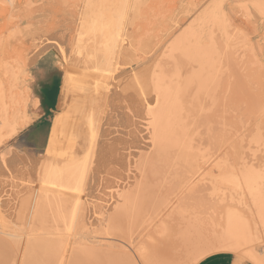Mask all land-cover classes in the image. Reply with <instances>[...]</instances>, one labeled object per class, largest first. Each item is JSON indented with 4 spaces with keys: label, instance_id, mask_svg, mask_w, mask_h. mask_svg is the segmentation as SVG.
<instances>
[{
    "label": "rangeland",
    "instance_id": "1",
    "mask_svg": "<svg viewBox=\"0 0 264 264\" xmlns=\"http://www.w3.org/2000/svg\"><path fill=\"white\" fill-rule=\"evenodd\" d=\"M87 1L0 0V81L9 89L13 88L15 85L16 90L14 92L25 100V112L30 118V122L25 127L19 129L15 135L5 140L3 144H0V185L2 186H0V195L2 197H10L9 199L8 197L4 198L2 201V203H4L2 205L8 207H0L3 209V211L0 209V218L7 224L10 223L9 225L11 227L16 226V229H18L16 232H14V230L10 231L4 229L2 232L3 235L0 234V239L3 241L5 240L8 249V253L2 255L4 260L0 255V264H49L53 259L51 252L48 251L47 253V249L49 248L47 247V242L50 240L58 246L62 241L65 242L64 244L61 243L62 246H59L61 250L60 257L62 258L71 260L78 254L81 255L82 251L85 252L86 256L81 255L82 259L78 261V264H143V261L137 252L145 251V253H148L147 250L149 249H153L154 252H157V256L154 260L150 259L146 261L147 264H196L199 260L203 259L202 257L208 254L227 251L226 248H216L213 244L215 241H213V239L220 237L222 234L221 231L224 228L222 223L224 224L223 215L225 212L222 214L220 211L231 207L229 206V203L231 202L228 201L230 198V200L234 201L233 204L235 209L238 208L244 210L245 208H243V205H237V203L241 201L239 200V198L241 199V194L238 190L236 191V194H232L235 192L233 191V187H230L232 191H227L229 186H232L229 181L232 177V173H229L233 170L236 174H239V171L234 165L229 167V164L231 163L228 164L225 162V157H223V159L221 155L226 153L227 156L228 150L231 152L229 149L230 147L226 149L229 145H231L232 149L237 148V150L234 149L235 151L240 149L239 151L242 154V148L238 149L239 145L237 147V143L239 142L238 140L241 141L243 134V138L246 137V139L242 140L245 141L246 145L244 144V146V141H241L242 147H247L246 150H250L252 146L248 149L249 144L252 143L255 138L259 141V135L256 132L254 133L255 128L250 127L246 123L248 121H245L246 119L244 117L248 114L246 101L243 99H237L233 95L228 96L227 92L224 91L225 89L227 91L228 86H226V84L228 80L235 84L238 83L236 88L238 87L240 92L244 93L249 89L256 91V86L260 85L262 88V98L264 100V12L258 10L257 5L255 6V0H221L223 2L224 19L229 25L226 27L228 33H226L225 30L220 35V32L216 31L213 37L218 36L219 39L220 36L219 41L222 40V42L226 40L227 43L224 42L223 44L225 45L226 43L227 47V44L230 43L231 45H229L228 48L231 52H229L225 46L224 47L226 48V52L228 51L227 53L231 55L229 56L225 53L223 44L216 40L217 37H215V42L216 44L218 42V48L222 47L224 54L222 53V49L219 48V51L217 46L215 47V50L216 48L218 50L216 52H209L210 50L215 51L214 49H211V47H209L208 51V48L205 49V51L213 56L212 59L219 57L216 55V57H214L213 53L220 55V60L223 56V60L228 64H226L228 69H224L227 67L224 66L225 64L222 60L218 61V63L217 61H214V63L216 62V70L218 71L219 69V72L216 70L212 72L209 67L211 59L208 62L205 60L207 63L204 62L205 64H202L200 69L198 68L199 66L197 67V64L190 62L191 69L187 68L190 71H186L185 62L187 63V60L185 58V53L182 54L183 46L180 47L179 44L175 45V43L181 36V32L196 24L205 11L210 9L208 7L212 6L211 3L215 0H213V2L212 0H139V9L141 11L138 12H141L142 15L140 14V16L138 13L139 17L136 16L133 20H131L132 17L129 16L130 0L125 1L127 11L123 15L124 18L122 16L124 21L122 20L123 23L120 29V33L122 31L121 37L124 38V41L120 42L116 48L117 52L115 53L116 56L114 55V69L112 68L113 71H111L112 77L107 78L106 81H102L94 86H87L90 87V91H96L115 81H130L132 79H130V77L153 73L164 74L165 78H168L169 80H163L165 85H167V83L171 85L172 83L173 86L171 85V90L175 88L174 91L177 89L175 87L177 82L174 81L182 79L181 75H184L185 78L187 76L186 79L183 78V80H179L178 82L180 85L181 83L182 85H189L188 89L191 90L192 86H194V82L192 81L196 82V80L200 78V75L204 74L203 71L205 72V65V68L207 67V70L209 68L208 71H210L207 72L206 70L205 73L210 74L212 72L213 74H211L213 76L216 74L218 80L215 78V83L214 79L211 78V75L208 76L210 79H207V76L205 75V78L208 81L211 80V83L210 81L209 83L207 82L206 87L202 84L201 88L203 92H199V96L197 95L199 99L194 103L198 104L201 99H203L202 101H205L206 104L208 102L207 105L210 103V105L214 107L213 109L216 110L215 113L219 119L217 117H215L216 119L211 118L209 119L210 123L207 122V120L206 123H208L209 126H207L209 129L206 126L207 129L205 127V130H203V127L196 129V124L194 125V128L191 124L182 130L181 128H176L175 134L177 143H170L171 145H169L168 141L167 143L157 141L158 143L153 142L150 144L142 130L138 132L139 136L136 135L137 132H135L133 139L134 143L129 148L130 150L128 151L127 156L123 155V152L128 145H122L120 143V141L122 142V137L119 138L120 136L114 140L110 129L109 137L111 141L113 139L115 142H119V147L117 145L115 152L117 154L119 165H122V167L119 166L120 169H118L119 173H122V176H124V179L121 178V181L123 182L125 179L128 181L126 182L125 180L122 185L124 183L129 184H125L124 186L121 185V190L119 191L121 193L118 192L119 195L114 201L108 203L106 201L109 198L105 197L107 195L101 192V187L96 181V177L100 172V160L108 152L107 147L104 145L105 143L97 141L95 135L89 128L90 135L93 138L90 156L88 154L84 155V152L88 153L89 151H83L76 145V129L81 125L83 107L78 109L76 116L71 121L70 131L73 139L71 148L73 150L67 149L62 151V154H59V156L50 155L48 151H45L53 119L58 112L59 98L66 71V61L62 60L60 56L61 54L59 53L60 51L57 47L59 46V48L63 49L64 55L70 56V40H72V36L75 35L77 18L82 6L87 3L86 7H95V5L90 4V0ZM143 1L145 3H142ZM208 1L211 2V5ZM259 1H261V4L264 2V0ZM118 4L121 5L120 2ZM142 9L145 10L143 11ZM199 11L202 12V15ZM171 12V16H173L172 18L171 16H167L170 15ZM198 13H200V16L197 17V15H199ZM160 17L162 18V21ZM181 19L185 20L181 21ZM178 21L179 24L177 23ZM156 23L158 25H156ZM169 23H171L172 28L175 25L173 30L176 31L162 40V37L170 32V25L168 26ZM227 35H229L228 39L225 38ZM221 36H223V39H221ZM125 41L127 43H125ZM178 46L181 50L176 51ZM140 48H142V52ZM210 54H207V56H210ZM69 56L68 59H66L67 61L69 60ZM182 63H184L185 66ZM182 65L185 67L184 71ZM192 65H196L195 67L193 66L194 69L192 68ZM222 66L224 72H222ZM3 67H6V69L4 68V70ZM7 69H9V71ZM220 69L222 74L220 73ZM182 71L184 74H182ZM191 71L192 73H190ZM226 71L227 74L225 73ZM185 72L190 73V76L189 74L185 75ZM193 73L195 74V78L192 76L194 75ZM220 74L227 77L222 79ZM36 75L40 80H37ZM218 75H220V78ZM175 76L176 78L178 76V79H176ZM205 78H203V80ZM183 81H185V83ZM208 86H210L211 89ZM223 86L225 89H222ZM212 87L215 89L217 88L216 90L218 93H215V90L213 88V91ZM181 89L178 88L180 91L177 90L180 95L184 91ZM220 89L224 91H218ZM205 91L209 94L214 92L212 95L215 96H209ZM219 92H221L220 97L222 96L224 98L223 100H220L221 98L219 97L221 103L219 102L218 97H216L217 94L219 95ZM224 93L226 96L222 95ZM205 94L206 97L203 96ZM104 96L105 99H103L104 101L102 100L103 104L99 110V118L105 128L109 127L108 125L114 120V114L116 121L119 119L124 121L122 122L119 120L120 122H118V124L121 123V127L119 126L118 128L119 134L126 130L127 125H129L130 128H133V126H137V124L143 121L144 106L141 102L142 97H138L135 91L132 92L125 89L124 92L118 96L109 97L106 94ZM209 97H211V100H209ZM215 101L217 102L214 104ZM197 104L195 106H197ZM187 105L185 104L184 106H190ZM216 105L220 108L218 109ZM192 110L193 112L198 113V111H195L197 109H194V107ZM34 112H38V116H35ZM118 113L122 115L125 114V116ZM118 115L121 118H119ZM117 117L119 119H117ZM220 118L223 119L226 124L224 123V125L220 126V123L223 124V120H220ZM237 121H239L241 126L237 124ZM212 123L214 124L212 125ZM217 123H219V128L216 127V125H218ZM227 123L228 125H232L228 126ZM131 124L133 126H131ZM210 124L212 125L211 128ZM244 124L247 125V128ZM262 124L264 125V119ZM243 125L246 128L247 133L244 132L246 130L243 129ZM222 126L225 127L223 128ZM221 127L223 128L222 130H220ZM235 127L238 128L236 129ZM248 127H250L251 130L253 129L252 132L257 135L253 136L254 134L251 133L249 130L250 128ZM233 128L236 131L241 130L240 133H242V137L241 134L238 133L239 131L235 132ZM137 129H140L139 126H137ZM215 129L219 130L215 132ZM228 129L233 130L234 133H232L233 131H228ZM206 130L213 132L209 133ZM242 130L244 131L242 132ZM222 131H227L226 133L231 132V134L226 135V133H223ZM219 132H221L220 134L223 133L222 135L225 137L223 138L220 134L217 135ZM236 133L238 134V140L235 139L237 135ZM248 133L250 135L252 134V136L249 135L250 137H248ZM85 134H87V132H85ZM232 134L237 143H235L236 141H232L233 138L232 140L230 139ZM228 135H230V137ZM226 137L229 139V141H227L228 143L231 141L234 143L231 142L228 145L225 144V146L224 141L225 139L227 140ZM251 137H253V140H251L252 142L250 141ZM216 138H218V140ZM247 138H249V141ZM127 140L131 141L132 139L130 140L127 138ZM256 140L253 142H256L254 144L255 147L256 145L258 146ZM215 141L216 143L214 144ZM220 142L223 144H220ZM234 144H236V146ZM168 146L172 149H169ZM224 146L225 148H223ZM254 146L253 149H255ZM244 147L243 150H245ZM217 148L218 150H216ZM222 148L224 149L223 151L221 150ZM246 150L244 151V154L247 155V159H250L248 156L249 151L246 152ZM216 151L222 152L221 155ZM235 151L229 153L231 154V159L228 154L229 158L227 156L226 160L230 159L229 162H233L231 161L233 160L232 156L234 155L235 157L240 154L239 151L238 154H236L237 152ZM250 152H252V150H250ZM188 153H191V155ZM223 156H225V154ZM222 160L227 163L228 166L227 164L223 165L224 162L223 164H220L222 163ZM254 163L256 164H254L256 170H264V168L263 170L261 169V167H263L261 164L263 165V163ZM19 171L23 173L25 171L26 180L30 186L28 188V195L32 194L33 196L31 195V197H34V200L31 199V203L33 201V204L31 205L32 207L29 208V213H25L26 215H30L24 216L22 219L23 221L21 222L19 217L21 210L18 211L19 205H17V200L20 195H17L16 189L11 190L9 186L14 185L11 180L14 179L15 181L18 179ZM227 173L230 175V178L227 176ZM3 176L6 177L4 178ZM52 181L62 186L63 191L47 190L40 186L38 187L37 184L38 182L46 184ZM36 185L37 187H35ZM129 185V189L128 187H125ZM123 187L125 188L123 189ZM125 190L127 193H125ZM10 191L12 197L10 196ZM123 191L125 194L121 195ZM35 192L36 194H34ZM230 192L232 193L230 194ZM24 195L25 193L23 192L21 197H24ZM119 196H121V198ZM103 197H105L103 200L104 202L101 201V198L103 199ZM99 200L101 202H99ZM124 201H126V204ZM235 201H237L236 204ZM245 201L247 205L251 204L249 197H247ZM119 203L121 204L119 205ZM215 203L218 204V206L221 205L222 208H219ZM83 205H85V209L83 208ZM213 205H216L218 208ZM67 207H69L70 210H68ZM214 208L217 210H213ZM218 209H220V211ZM7 210L9 211L7 212ZM81 210L84 213L86 212V214H82ZM1 211L4 214L1 213ZM14 211L16 213L18 211V213L15 215ZM215 211L222 214L223 217L219 216V218H221H217V215L219 214ZM213 213L217 214V219H215L217 221H212L215 218ZM28 216L30 217L28 218ZM16 218H19V220ZM210 218L213 223H209ZM27 220H29V222ZM220 220H223L222 223ZM214 222H217L215 226H217L216 228H219V232H216L218 229L214 227ZM1 223L2 221L0 220V224ZM218 223L221 226L218 227ZM25 224H28V226H25ZM22 226L25 229L27 227L26 230H29L31 233L25 234V232L22 231V229L24 230ZM212 227H214V230ZM64 228L67 229L65 230ZM64 230L66 232H64ZM208 231L209 234L210 232H214V235L213 233L212 235H209ZM47 234L49 236L51 235L50 238ZM75 234L79 240L76 239ZM167 234L170 235L165 238V240L168 241H163ZM215 234L217 235L216 238L214 237ZM168 237H172L171 241L170 239H167ZM46 238L48 240H46ZM97 239L99 241H97ZM218 239L219 238L216 240ZM41 241L44 244L46 243V248L43 247L44 244L41 245ZM23 244L25 247L22 246ZM171 244L176 251L173 257H170L171 251L169 250V246L171 247ZM44 248L46 249L45 251ZM252 249L257 252V254H262L264 251V239L255 242L252 245ZM195 253L199 254L196 255ZM235 253L245 257L244 251H235ZM84 257L89 258L84 259Z\"/></svg>",
    "mask_w": 264,
    "mask_h": 264
},
{
    "label": "bare ground",
    "instance_id": "2",
    "mask_svg": "<svg viewBox=\"0 0 264 264\" xmlns=\"http://www.w3.org/2000/svg\"><path fill=\"white\" fill-rule=\"evenodd\" d=\"M125 1L126 0H90V4L95 5L94 8L86 7L87 6V3L85 5L82 2L84 4V6H82L81 11L79 12V15H78V18H77V29L75 31V35L72 36L73 37L72 40H70L71 43H70V46L69 47H71V48L69 50L70 51V56L68 55L69 56V60L68 61L66 60V59H68V56H66V55L63 54V49L62 48H59V46L57 47L59 49V51H60L59 53L61 54L60 56H61L62 60H65L66 61V71H65V73L75 83L81 84V85H86V86H94V85H96V84H98V83H100L102 81H106L107 78L112 77L111 71H113L112 68L114 69V67H113L114 66V55L116 56L115 53L117 52L116 48L118 47V45H119L120 42H123L124 41V38L121 37L122 31L120 33V29H121L122 23H123L122 22V20L124 18L123 15L127 11V6L125 5L126 4ZM144 1L142 3H145ZM209 1H208V3L210 4L211 2H209ZM215 1H214L215 2L214 3L213 0H212V2L214 4L211 3L212 6L208 7L210 9L209 10L207 9V11H205V13L203 14V16H201V18L198 21L196 19V21H197L196 24H194L193 26L189 27L187 30L181 32V36L179 37L178 41L175 43V45L179 44L180 47L183 46L182 47L183 53L182 52L181 53L182 54L185 53V58L187 60V63L185 62L186 66L184 65V63H182V64L186 67V71H190V70L187 69V68H190V62L197 64V67L199 66L198 68L200 69L201 66H202V64H205L204 63V62H206L205 60H207V62H208V61H210L213 58V56L210 53L206 52L205 49L208 48L207 49V51H208L209 50V47H211V49H214L215 50V47L218 44V42H217V44L215 42V39H216L215 37H217L216 40L219 41L220 36H219V39H218V36H215V37H213V36L215 35L216 31H219L220 32L219 34L221 35L222 32L226 30V27L229 26L226 23V20L224 19V15H223V2L221 0H215ZM252 1H254V0H252ZM119 2H120L121 5L118 4ZM258 2H259V5H258ZM208 3H207V6H208ZM256 5H257V8H258L259 11L264 12V2H263V4H261V1H259V0L256 1L255 0V6ZM172 10H170V11H172ZM246 10H248V9H246ZM138 11H141L139 9V0H130V4H129V16L132 17L131 20H133L136 16L139 17L138 16V13L140 15L141 12H138ZM175 11H177V10H175ZM172 12H171L170 15H167V16H171L172 15ZM200 13L202 15V12H200ZM200 13H198L199 15H197V17L200 16ZM122 16H123V18H122ZM172 17L173 16H171V18ZM156 18H158V17H156ZM183 20H185V19H181V21H183ZM161 21H162V18H161ZM165 21H166V19H165ZM159 23H160V20H159ZM177 23L179 24V21ZM156 25H158V24L156 23ZM160 25H162V24H160ZM169 25H170V27H169L170 32L166 33L162 37V40H164L171 33H173V32L176 31V30H173V28H175V25H174L173 28L171 26V23H169L168 26ZM263 25H264V22H263ZM167 30H168V28H167ZM165 32H166V30H165ZM226 33H228L227 30H226ZM219 34H217V35H219ZM224 35H226V34H224ZM228 36L229 35H227L225 38L228 39L229 38ZM222 37L223 36H221V39H223ZM151 38H153V37H151ZM150 41H151V39H150ZM160 42H162V41H160ZM219 42L221 43L222 40H220ZM224 42H226V40L223 41L222 44ZM125 43H127V42L125 41ZM220 43H219V45H220ZM226 43H225V45L223 44V47L225 46L227 48V50H229L228 47L231 44L230 43L227 44L228 45V47H227L226 46ZM207 45H208V47H207ZM179 46L177 47V49L179 48ZM204 47H206V48H204ZM225 47H224V50H225V53H227L228 51L226 52V48ZM217 48H218V46H217ZM217 48H216L215 51H211L210 50L209 52H216V51H218ZM219 48L222 49V47H219ZM230 48H231V46H230ZM261 48H262V45H261ZM140 49H141V52H142V48H140ZM177 49H176V51L181 50L180 48L178 50ZM219 51H220V49H219ZM143 52H145V51H143ZM229 52H231V51L229 50ZM222 53H223V49H222ZM207 54H210V56L208 55L209 56L208 57ZM213 55H214V57H216V56L217 57L218 56L220 57V55H217V53L216 54L213 53ZM227 55L230 56L231 54L227 53ZM260 55H261V52H260ZM219 57L216 58L217 60L216 59H212L210 61V64L208 63L209 64V67L211 68V71L212 72L217 69L215 67V63L216 62L214 63V61H217V63H218V61H221L222 60L223 63L225 64L224 65L225 67H227V65H228L226 63V61L223 60V56H222L221 60L219 59ZM115 63H116V61H115ZM4 65H5V63H4ZM183 65H182V68H184L183 69V71H184L185 70V67H183ZM218 65H221V64H218ZM193 66L195 67L196 65H192V68L194 69ZM6 67H3V69L4 68L6 69ZM204 69H205V72H206L207 67L205 68V65H204ZM204 69H202V70H204ZM221 69H222V72H224L223 66L221 67ZM221 69H220V73H221ZM224 69L226 70V69H228V67L227 68H224ZM7 70L9 71V69H7ZM116 70H117V68H116ZM208 70H209V68H208ZM208 70H207V72H210ZM8 71H6V72H8ZM183 71H182V74H184ZM227 71L225 72L226 74H227ZM205 72L203 71V73H204L203 75L204 76L203 75H200V78L198 80H196V82L195 81H192V82H194V86H192L191 90L188 89V86L189 85L186 86L185 84H183L184 85V88H183L182 83H181V85H182L181 86L180 83L178 82L179 80H183V78H185L184 75H181L180 74L182 76V79H179V80H175L174 81V82H177V84L175 86L177 89H176V91H174L175 88H173V90H171V87L173 86L172 83H171V80H170V83H171L172 86L169 85V83H167V85H165V82L164 81H166L165 79L168 80V78H165L164 74H162V73H159V74L153 73V74L138 75L137 77H130V79L132 78L131 80L129 79L130 81H124V80H122L120 82L119 81L118 82L115 81L112 84H110L107 87H105L104 90H101V92H99L98 94L91 95L88 98V111H87V116H86L87 125L91 129V131L93 132V134L95 135L96 140L99 141V142L100 141L104 142L105 143L104 145L107 147V150H108L107 154H105L106 153L105 152L104 153L105 155L100 160V164H99L100 165V172H99V174L96 177V181L99 183V185L101 187V192H103V194L105 193L107 195L105 197H108L109 198L107 201L105 199L106 202L109 203L111 201H114V199L119 195V193H121V192H119L121 190V185L126 180V179L123 180V182L121 181V178L124 179V176H122V173L120 174L119 171H118V169H120V167H122V165L121 166L119 165L118 159H117V154L115 152V149H116L117 145L119 147V142L118 141L117 142L114 141L115 138H117L119 136H120L119 138L122 137V142L120 141V143L122 145H124V144H127L128 145V147L126 149H124V152H123V155H126L127 156L128 151L130 150L129 148L134 143L133 142V139H134V136H135V132H137L136 135L139 136V133L138 132L140 130H142L143 131V134L148 138V142L150 144L153 143V142L158 143L159 141H163V142H166L167 143V141H168L169 142V145H171L172 143H177L176 134H175L176 128H181V130H182L184 128H187L188 125L190 126V124L193 125L192 127L194 128L195 127L194 125L196 124V129H200V128L203 127V130H205L204 128L208 125V123H206V121L208 120L207 122H209V119L217 117V114L215 113L216 110L213 109L214 107L211 106L210 103H209V105H207L208 102L206 104L205 101H202L203 99L199 100L200 102L198 104L197 103H194V102H196V100L199 99L198 98L199 92L200 91L203 92V90L201 88L202 87V84L204 85V87H206L207 86V84H206L207 82L209 83V81H210V83H211V80H209V81L207 80V79H210V78H208V76L211 75V78L214 79L215 83H216L215 78L218 80L216 74H215V76H213L212 75L213 74L212 72H211L212 74L211 73L210 74L209 73H205ZM217 72H219V69H218ZM190 73H192V71ZM190 73L185 72V75L186 74H189V76H190ZM180 75H179V78H180ZM205 75L207 76V79L205 78ZM220 75H218L219 78H220ZM192 76H194V78H195V74L192 75ZM192 76H191V80H192ZM226 77L227 76L223 75L222 76V79L223 78H226ZM172 78H173V76H172ZM175 78H176V76H175ZM186 78H187V76H186ZM203 78H205V79L203 80ZM176 79H178V76H177ZM185 81H187V80H185ZM185 81H183V82L185 83ZM220 81H221V79H220ZM192 82H190V83H192ZM221 83H225V82H221ZM237 84H235L232 81H229L228 80L227 81V84H226V86H228L227 87V91L224 88L225 85L223 86L222 89H225V91L224 90L223 91L224 92H227V95L228 96L233 95L237 99H243V100L246 101L247 107H248V114L244 118L246 119L245 121H248L249 122V123L248 122H246V123L250 127L255 128L254 133L256 132L259 135V141H257L256 138L254 137L255 138L254 140H256L257 143H258V146L256 145V147H255L254 144L256 142L253 143L254 142L253 137L250 138V141L253 140V142L251 141L252 143L249 142L250 144L248 146V149H250L249 147L252 146L251 149H250V150H252V152H250V150H246L247 147L246 148L244 147L246 145V143H245L244 140H242V139H246V137L243 138L244 137V134H243V137H242V133H240L241 130H237V131H239L238 133L241 134V137H242L241 141H244V143H243V145L245 144L243 146L244 149L246 150V152L249 151L248 152V156L250 157V159H247V157H246L247 155L244 154V151L245 150H243L242 142L237 139L238 138L237 137L238 136L237 133H236L237 135L235 134L236 135L235 139H237L239 141L238 143L241 142L240 144H238L237 141L233 138L234 137L233 134H232V136H231L230 139L232 140V138H233L232 141H234V142L236 141L235 143H237V147L239 145L238 149L239 148H242L241 149L242 150V154L239 151L240 150L239 149L238 150L239 153H240L239 156L238 155H237L238 157L237 156L234 157V155L232 156L233 157V160H231V161H233V162H229L230 159H231V154H229V153H231V152L233 153V151L237 150V148L235 149L233 147L235 149L234 150V149L231 148V145H229L226 148V149H228L230 147L229 149L231 150V152H229V150H228V154L230 155V159L229 160L228 159L226 160V157L228 156V154L226 156V153H224L225 156H223L224 154L221 155L222 152H219L220 150L219 151H216V152H219L220 153L219 155H221L222 158L225 157V160H224L225 162H227L228 164L231 163V164H229L230 165L229 167H232V165H234L238 169L239 174H236L233 170H231V172L229 173V174L232 173L231 174L232 177L229 180L232 186H229V188L228 189L226 188V189H227V191L228 190L230 191L231 190L230 187H233V191H235V192L234 193L230 192V194L231 193L232 194H236L237 193L236 191L237 190L239 191V193L241 194L240 195L241 196V199L239 198V200H241V201L239 203H237V201H235V204L236 203H237V205L239 204L238 206H240V205L242 206L243 205V208H245V209L244 210H240L238 208L235 209L234 204H233L234 201L230 200L231 198L228 199V201L231 202V203H229V206H231L230 207L231 209L230 208H228L226 210H223L222 209L223 211H220V209H218L220 212H222V214L225 212L224 215H223L224 216V218H223L224 221L222 220L224 222V224L220 220L221 223H222V226L224 225V228L222 230L223 232L221 231L222 234L220 233L221 236L218 234L221 237V239H220V237H217V238H219L220 240L219 239L216 240L217 239L216 238L217 235L215 234L214 237L216 239H213V241L215 240L213 242V244L216 246V248H220V249L226 248L227 251H232V252H235V251H244L245 257L249 261H251L252 263H254V264H264V251H263L262 254L261 253L260 254H257V252H255L252 249V245L255 242H257L258 240L264 239V170H263V168H264V125L262 124L263 123V119H264V100L262 98V93H261L262 88H261L260 85H257L256 86V91H252L253 89H249L246 93H244V92H240V89H238V87L236 88ZM210 86H208V87L210 88ZM212 86H213V83H212ZM214 87H212V90H213ZM178 88L179 89L182 88L181 90H184L181 95L177 92ZM200 88H201V90H200ZM125 89H128V90H130L132 92L135 91V93L138 95V97L139 96H140V98L142 97V101L141 100L140 101L143 103V106H144V115H143V121L141 123H139L141 125L137 124V126H139L140 129H137V126L136 125H135L136 126L135 127V126H133L131 124V126H133V128H130L129 125H127L126 130L119 134L118 128H119V126L121 127V125H120L121 123L118 124V122H120L119 120H121V119H119V118H121V117H119V115H118L119 118L117 117V119H119V120L116 121V117H115V114H114V118H113L114 120L108 125L110 128L109 127L105 128L102 125L101 120L99 118V110L101 109V105L103 104L102 103V100L105 99V96H104L105 94L107 96H109V97L110 96H118V95L122 94V92H124ZM187 89H188V91H187ZM216 89L214 88L215 93L217 92ZM222 89H220L218 91L223 92ZM15 90H16L15 89V85H14L13 88H10L9 89V88H6L5 85L0 81V144H3L5 142V140H7L9 137L15 135L18 132L19 129L25 127L30 122V118H29L28 114L25 112V109H26V107H25V100L22 99V97H19L16 94V92H14ZM170 90H171V92H170ZM178 91H180V90H178ZM209 91L212 92L211 90H209ZM202 92H200V93H202ZM221 92H219V95L217 94V96H216V97H218V100H219V97H220ZM205 93H206V91H205ZM206 94L203 95V96L206 97ZM212 94H214V92ZM212 94H209L208 93L207 95L210 96ZM222 95L226 96L225 93L222 94ZM212 96H215V95H212ZM216 97H215V99H216ZM106 98H108V97H106ZM210 98L211 97H209V100H211ZM220 98H221L220 100H223L224 99L222 96ZM108 99H110V98H108ZM220 100H219V102H220ZM201 101L204 102V103H202ZM216 102L217 101H215L214 104ZM220 103H218V104H220ZM185 104L186 105L189 104L191 107L189 105H187L189 107H186V106H184ZM196 104H197V106H195ZM204 104H206V105H204ZM193 107H194V109H197L195 111H198V113L197 112H193V110H192ZM219 108L220 107H218V109ZM118 114H120V113H118ZM218 114H220V113H218ZM120 115H122V114H120ZM122 116H125V114L122 115ZM122 119L124 120L123 117H122ZM220 120H223V119L220 118ZM122 122H124V121H122ZM185 122H187V123H185ZM237 122L236 123L238 125H240L239 124V121H237ZM222 123L223 124L220 123V126L221 125H224V123H225L224 120H223ZM228 123H227V125H228ZM122 124H124V123H122ZM213 124L214 123H212V125ZM217 124L218 125H216V124L215 125H216V127L219 128L220 127L219 126V123H217ZM212 125L210 126V128L212 127ZM227 125H225V126H227ZM244 125H246V124H244ZM244 125H243V127H244ZM233 126H234V123H233ZM207 127H206V129H207ZM222 127L220 128V130H222L224 128V127L223 128ZM245 127L247 128V125ZM245 127L243 129L246 130ZM250 127H248V128H250ZM214 128H215V126H214ZM110 129H111V133H112V138L114 139V140L112 139V141H114V142H112L111 139H110V137H109V130ZM208 129H209V127H208ZM230 129H231V127H230ZM230 129H228V131ZM192 130H194V129H192ZM210 130H212V129H210ZM210 130L209 131L206 130V131H208L209 133L210 132L212 133L213 131H210ZM217 130H219V129H217ZM217 130L215 129V132H217ZM249 130L251 131V133H253L252 132L253 129L251 130V128H250ZM249 130H248V132H249ZM206 131H204V132H206ZM230 131L232 132L233 130H230ZM234 131L237 132L235 129H234ZM234 131L232 133H234ZM243 131L244 130H242V132ZM215 132H214V134L216 135ZM231 132L230 133L229 132L226 133V135L227 134H231ZM244 132L247 133V130L244 131ZM220 133L221 132L217 133V135L220 134ZM222 134H220V135H222ZM257 134H254L253 136H256ZM121 135H124V136H121ZM249 135L250 134L248 133V135H247L248 137L252 136V134L250 136ZM228 136L230 137V135H228ZM207 137L209 138L208 135H207ZM212 137H214V136H212ZM222 137L224 138L225 136L222 135ZM127 138H129L130 140L132 139V140L129 141V140H127ZM214 139H213V141H214ZM216 139L218 140V138H216ZM247 139L249 141V138H247ZM205 141H206V139H205ZM225 141L227 142V141H229V139L227 138V140L225 139ZM225 141H224V145L225 144L228 145V144H230L232 142L231 141L230 143H228V142L226 143ZM222 142H220V144H223ZM234 142H232V143H234ZM246 142H247V140H246ZM215 143H216V141L214 142V144ZM234 145L236 146V144H234ZM225 146L223 148H225ZM253 146H254L255 149H253ZM120 148L123 149L122 147H120ZM168 148H169V146H168ZM223 148L221 149L222 151L224 150ZM169 149H172V148L170 147ZM226 149H225V151H226ZM216 150H218V148ZM238 151H235V152H237L236 154H238ZM249 153H250L251 156L249 155ZM188 154L191 155V153H188ZM185 155H186V153H185ZM189 158H190V156H189ZM228 158H229V156H228ZM187 159H188V157H187ZM224 161L222 160V163H220V164H223ZM225 162H224L223 165H226L227 164ZM254 162H257L258 164H259V162L260 163H263V165L261 164V166H263V167H261V169L263 171L256 170L254 168V164H255ZM228 164H227V166H228ZM121 170H122V168H121ZM18 173H19V176L17 175L18 176V179H16L15 181H14V179L11 180V181H13V184L14 185H9V186H10V189L11 190L16 189L17 190V195H20L19 198H18V200H17V205H19L18 206L19 209L17 207L16 208L18 209V211L21 210L20 213H19L20 222H21V221H23L22 219H23L24 216L30 215V214H27L26 215L25 213L28 212L29 211V208L32 207L31 205L33 204V201L31 203V199H33L34 197L33 198L31 197L32 194L28 195V188L30 186L27 183L28 181L26 180L25 171H24V173L21 172V171H19ZM227 176H229V178H230V175H228V173H227ZM3 177L5 178L6 176H3ZM53 181L52 182H49V183H46V184L41 183V182H38L37 184H38V187L40 186V187L45 188L47 190L59 191V192L63 191L62 190L63 189L62 186H60L59 184H57V183H55ZM126 182H128V181L126 180ZM125 184L126 183H124L122 186H124ZM128 184L129 183H127L126 185H128ZM35 187H37V185ZM125 187L126 188L128 187V189H129L130 188V185L129 186H125ZM125 187H123V189ZM5 188H3V189H5ZM23 192L25 193V195H24V197H21V194ZM15 193H16V191H15ZM125 193H127L126 190H125ZM125 193L123 191V193L121 195H124ZM5 194H7V193H5ZM34 194H36V192ZM8 195H9V193H8ZM10 196H11V191H10ZM7 197H2L0 195V207L5 206V205H2V204H4V203H2V201H3L4 198H7ZM105 197H103V199L101 198V201L102 202H104L103 200H104ZM119 197L121 198V196H119ZM247 197H249V199H250V202H251L250 205H247L246 204V201L245 200L247 199ZM9 198L10 197H8V199ZM101 201L99 200V202H101ZM7 202H8V200H7ZM122 202H123V200H122ZM125 202L126 201H124V203ZM120 204L121 203H119V205ZM216 205L218 206V204H216ZM216 205H213V206L217 207ZM232 205H233L234 208L232 207ZM83 206H84L83 208L85 209L86 208L85 205H83ZM128 206H129V202H128ZM226 206L229 207L228 205H226ZM5 207H8V206H5ZM80 207H81V205H80ZM210 207H208V208H210ZM218 207L220 208L221 205H219ZM227 207H225V208H227ZM67 208H68V210H70L69 207H67ZM0 209H2V208H0ZM6 209H4V210H6ZM215 209L216 208H214L213 210H215ZM2 211H3V209H2ZM2 211H1V213H3ZM8 211L9 210H7V212ZM18 211H17V213H18ZM84 211H86V210H84ZM215 212L217 213V211H215ZM17 213L15 212V215ZM83 213L84 212L82 211V214ZM216 213L215 214L213 213V215L215 216V218L213 220L210 218V222L209 223H213V222H211V220L214 221L215 219L219 218V216H222V214L217 213V214H219V215H217ZM84 214H86V212ZM216 215L218 216L217 218H216ZM7 217H9V216H7ZM29 217L30 216H28V218ZM16 219L19 220V218H16ZM80 219H81V217H80ZM0 220L2 221V223L0 224V230H1V233L0 234L3 235L2 232H3L4 229H8L10 231L11 230H14V232H16L18 230V229H16V226L15 227H11L9 225L10 223L7 224L1 218H0ZM27 221L29 222V220H27ZM215 221H217V220H215ZM7 222H10V221H7ZM76 223H77V221H76ZM76 223H74V224H76ZM216 223L214 222V224H213L215 228L217 227V226H215ZM26 225L28 226V224H25V226ZM81 226H82V224H81ZM219 226H221V225H219V223H218V227ZM75 227H76V225H75ZM214 227H212V229ZM51 228H52V226H51ZM209 228H211V227H209ZM221 228H220V230H221ZM26 229H27V227H26ZM26 229L24 228V230L22 229V231H24L25 234H30L31 232L29 230H26ZM216 229H218V231L216 230V232H219V228H216ZM65 230H64V232H66ZM207 230H209V229H207ZM77 232H79V231H77ZM38 233H40V232H38ZM59 233H58V235H59ZM82 233H83V231H82ZM167 233H169V232H167ZM212 233L214 235V232H210L211 235H212ZM13 234H15V233H13ZM208 234H209V231H208ZM168 235L169 234H167L164 237V240L163 241H168V240H165V238ZM48 236H47V238H48ZM50 236H49V238H50ZM77 236H78V234H77ZM171 236H173V235H171ZM38 237H40V236H38ZM52 237L55 238L54 236H52ZM75 237H76V234H75ZM210 237L213 238L212 236H210ZM47 238H46V240H48ZM171 238L168 237L167 239H170V241H171ZM76 239H78V238L76 237ZM0 240H1L0 241V255L3 258L2 255L8 253V249H7V243L5 242V240L4 241L2 239H0ZM81 240H83V239H81ZM59 241L61 242L60 239H59ZM74 241H76V240H74ZM97 241H99V240L97 239ZM170 241H169V243H170ZM27 242H29V241H27ZM30 242H32V241H30ZM45 242H47V241H45ZM41 243H40L41 245L44 244L42 241H41ZM61 243L64 244L65 242L62 241ZM61 243H60L59 246H62ZM45 244H44L43 247L46 248ZM172 244H171V247L169 246V250L171 251V256L170 257H173L175 255V252H176L173 249ZM47 245H48L47 247H49L48 248L49 250L47 249V253H48V251H50L51 254L53 255L52 256L53 259L51 260L52 261V264H78V261H80L82 259L81 258V255L82 256H86L85 252L82 251L81 252V255L78 254L77 255L78 257L77 256H76L77 258L75 257L76 259L74 258V259H71L70 260V259L62 258V257H60L61 250H60V248H59L58 245H56L53 242H51V240L47 242ZM22 246H24V244ZM79 246H81V245H79ZM83 246H84V244H83ZM144 246H146V245H144ZM45 248H44V251L46 250ZM25 251H26V249H25ZM147 252L148 253H145V251L137 252L138 255L140 256L141 260L143 261V264H147L146 261H148L150 259L154 260V258L157 256V252H154L153 249H151V250L149 249V250H147ZM20 254H21V252H20ZM195 254L198 255L199 253H195ZM206 254H207V252H206ZM208 255H206V256H208ZM206 256H204V257H206ZM204 257H202V258H204ZM86 258H89V257H84V259H86ZM198 258H199V256H198ZM3 260H4V258H3ZM51 261H50L49 264H51ZM138 263H139V261H138Z\"/></svg>",
    "mask_w": 264,
    "mask_h": 264
},
{
    "label": "crops",
    "instance_id": "3",
    "mask_svg": "<svg viewBox=\"0 0 264 264\" xmlns=\"http://www.w3.org/2000/svg\"><path fill=\"white\" fill-rule=\"evenodd\" d=\"M36 78L37 80H40L38 79L37 75ZM105 87L93 91L84 98V108L81 115V125L76 129V139H75L77 147L79 146L80 149H82L83 151L85 150L89 151L88 153L84 152L85 153L84 155L88 154L90 156L92 150V142H93V138L90 135L89 127L86 121V116L88 111V98L91 95L98 94L99 92H101V90H104ZM77 89L90 91V87L75 83L65 73V77L61 89V95L59 98L58 112L64 113L68 111L69 114L64 118V122L59 123L57 126L51 128L50 130L47 139L48 142L45 147V151H48L50 155L59 156V154H62V151H65L67 149H72L71 143L73 139L70 131L71 121L76 116L78 109L81 108V97H80L81 95L77 93ZM76 103H78L77 106ZM34 115L38 116V112H34ZM85 132H87V134H85ZM196 264H254V263H252L242 255H239L235 252L219 251L209 254L208 256L198 261Z\"/></svg>",
    "mask_w": 264,
    "mask_h": 264
},
{
    "label": "trees",
    "instance_id": "4",
    "mask_svg": "<svg viewBox=\"0 0 264 264\" xmlns=\"http://www.w3.org/2000/svg\"><path fill=\"white\" fill-rule=\"evenodd\" d=\"M93 91H86V90H80L77 89V93H79L81 96V108H84V98L89 95L90 93H92ZM78 103H76L77 106ZM73 110V109H72ZM68 111L61 113V112H57V114L55 115L54 119H53V123H52V127L54 128L55 126H57L59 123L64 122V118L69 114Z\"/></svg>",
    "mask_w": 264,
    "mask_h": 264
}]
</instances>
